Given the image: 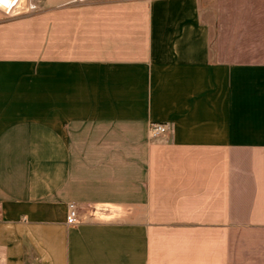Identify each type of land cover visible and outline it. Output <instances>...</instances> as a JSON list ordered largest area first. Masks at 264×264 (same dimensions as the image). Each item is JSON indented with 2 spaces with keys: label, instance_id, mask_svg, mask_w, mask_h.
<instances>
[{
  "label": "crops",
  "instance_id": "1",
  "mask_svg": "<svg viewBox=\"0 0 264 264\" xmlns=\"http://www.w3.org/2000/svg\"><path fill=\"white\" fill-rule=\"evenodd\" d=\"M0 264H264V0H0Z\"/></svg>",
  "mask_w": 264,
  "mask_h": 264
},
{
  "label": "built area",
  "instance_id": "2",
  "mask_svg": "<svg viewBox=\"0 0 264 264\" xmlns=\"http://www.w3.org/2000/svg\"><path fill=\"white\" fill-rule=\"evenodd\" d=\"M167 125L164 123H151L149 126V134L152 138H157L164 135L167 131ZM77 207L74 203L68 204L66 215V223L73 224L77 221Z\"/></svg>",
  "mask_w": 264,
  "mask_h": 264
}]
</instances>
